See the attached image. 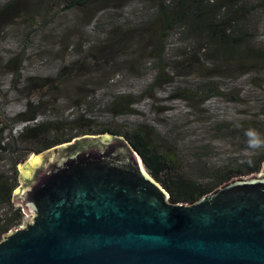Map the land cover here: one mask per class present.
<instances>
[{
    "label": "trees",
    "instance_id": "1",
    "mask_svg": "<svg viewBox=\"0 0 264 264\" xmlns=\"http://www.w3.org/2000/svg\"><path fill=\"white\" fill-rule=\"evenodd\" d=\"M262 1L57 0L62 5L57 9L61 13L82 10L99 2L100 9L92 26L101 38H96L88 46L89 50L114 46L123 62L135 54V61L144 64L140 66L145 71L143 88L134 99L126 93L110 94L109 102L102 104H106L105 116H95L93 112L100 105L86 103L94 96L92 92L85 95V101L67 106L65 116L52 109L43 114L49 105H54L48 104V99L54 94L57 81L80 72L82 66L76 60H71L69 65L67 53L60 52L59 59L53 60L54 74L49 75L51 70L43 75H24L23 57L14 59L11 55L0 54V161L3 162L0 164V240L25 217L22 208L13 202L14 190L19 185L21 160L80 135L114 133L127 138L141 157L145 170L162 184L169 192L170 201L175 203H193L232 177L258 172L264 162V148L252 150L246 142H241L237 148L230 143L231 152L238 153L230 152L226 158L220 157L219 149L212 144L214 138L236 143L234 138L238 139V135L248 129H255L264 136V120L257 116L242 118L240 123L215 119L209 126V121L198 125L197 119L190 123L186 118L161 119L163 130L153 127L154 121L131 123L121 118L139 116L138 103L153 102L158 91L176 89L173 86L177 74L171 66L172 58L166 57L167 49L172 47L171 37L175 39L174 44L184 46L186 64L194 65L196 77L187 86L193 91L184 90L183 94L172 96V99L188 103L190 116L198 115L197 111H201L205 102L226 98L221 92L228 78L222 74L224 71L245 68L252 75L253 72L261 75L264 72V42L259 37L264 36V32L259 31L256 15L264 6ZM50 2L52 0H0V51L10 52L2 49L8 42L5 28L9 23L6 20L19 14L24 18L20 24L34 27L40 21L46 25V15L52 8V5L47 6ZM129 7H134V11L130 12ZM89 50L86 55L93 57V62L80 76L87 80L102 67ZM141 52H144L142 58L139 57ZM102 62L107 64L109 60L105 58ZM50 63L53 65L52 60ZM126 66L134 67L133 64ZM250 80L251 84H256L255 78ZM32 87H35V94L21 97L16 108L6 110L14 100L6 98L8 91L23 88L28 92ZM155 130L157 138L152 134ZM244 139L246 141L247 137Z\"/></svg>",
    "mask_w": 264,
    "mask_h": 264
},
{
    "label": "water",
    "instance_id": "2",
    "mask_svg": "<svg viewBox=\"0 0 264 264\" xmlns=\"http://www.w3.org/2000/svg\"><path fill=\"white\" fill-rule=\"evenodd\" d=\"M32 154L13 193L25 217L2 236L0 264H264V162L186 204L119 134Z\"/></svg>",
    "mask_w": 264,
    "mask_h": 264
},
{
    "label": "rangeland",
    "instance_id": "3",
    "mask_svg": "<svg viewBox=\"0 0 264 264\" xmlns=\"http://www.w3.org/2000/svg\"><path fill=\"white\" fill-rule=\"evenodd\" d=\"M263 2H261V5ZM50 5H52V8L46 15V25L40 21L34 27H28L27 23L20 24L24 21V18L19 17V14L13 15L11 19L6 20L5 22L9 23V27L5 28L8 42L2 45V49L6 48L10 52L0 51V54L4 57L7 55H11L14 59L18 56L23 57L25 62L22 64V74L24 75L35 76L36 74L50 73L55 65L53 60L59 59L60 52L67 53L66 62L69 65L71 60H76L75 62L82 66L80 72L69 74V78L57 81L54 94L48 99L50 100L48 104L54 103V105H49L42 113H47V111L52 109L57 110L58 113H63L65 116L67 106L85 101V95L91 92L94 93V96L90 99L88 98L86 103L100 105L96 112L95 109L93 110L95 116L99 114L101 116L106 115L104 109L106 104H102L109 102V96L112 93L121 92L132 95V99L137 98L133 96H137L141 88H143L142 79H145V71L140 69V66L142 67L144 64L142 65L135 61V54L123 62L118 54L115 53L117 48L114 46H104L94 51L88 48L96 38H101L98 32L93 30L92 26L100 9L99 2L91 4L82 10L74 9L62 13L57 10L59 6H62L57 3V0H52L47 6ZM129 11L133 12L134 7H129ZM256 17L259 19V31L264 32L263 5L259 8ZM259 39L264 42V36L259 37ZM174 41L175 39H172V37L169 39L172 47L167 49L166 57L172 58L171 66H173L174 72L177 74L173 88H176L175 90H178V92L173 91V89L158 91L154 95L153 102L143 100L136 105L139 116L121 118V121H129L131 123L154 121L153 127L163 130L164 127L160 123L161 119L184 120L186 118L189 123L197 119L198 125L209 121L208 126L215 119H227L234 123H240L239 121L243 120L242 118L257 116V118L264 120V92L262 91V88H264V72L261 75L253 72L254 75H252V73L246 72L245 68L244 70L243 68L236 70L231 68L224 71V73L221 72L228 77L225 78L224 89L221 91L226 98L205 102L203 107L200 108L202 112L199 111V113L197 111L198 115L190 116L191 111L188 103L172 99V96L174 97L179 92L183 94L184 90L185 92L193 91L187 86L192 84V80H195L194 65L192 63L190 65L186 64L184 46L176 45ZM115 44L119 46L118 42H115ZM67 48L68 50H66ZM87 50L94 54L97 59L96 63L102 65L89 80L80 77L81 74L87 72L89 63L93 62V57L86 55ZM143 56L144 52L139 53L140 58ZM105 58L109 60L107 64L102 62ZM51 60L53 65L50 63ZM126 64H133L134 67L126 66ZM55 70L49 75L54 74ZM250 74L252 77H250ZM109 77L111 78L107 82ZM251 78H255L254 83L261 87L251 84ZM105 84L106 87H104ZM3 88L5 89L6 87ZM33 88L35 87L30 88L28 92L24 91L23 88L18 91H8L9 94L6 98L14 100H12L13 102L10 105L6 106V110L10 111L16 108V102L21 97L35 94L36 91ZM190 102L195 104L192 101ZM245 133L238 135V139L234 138L236 143L214 138L212 139V144L214 148L219 149L220 157L227 158L231 152L230 143L237 148H239L238 145L241 142L247 143V139L246 141L244 139L246 137ZM152 134L154 138H157V130ZM205 134L208 135L209 132H205ZM231 153L235 155L238 152L232 150ZM32 157H34L33 154L30 155V158ZM26 162L23 165L19 163V173H21L20 169ZM0 164H3V162L0 161Z\"/></svg>",
    "mask_w": 264,
    "mask_h": 264
},
{
    "label": "clouds",
    "instance_id": "4",
    "mask_svg": "<svg viewBox=\"0 0 264 264\" xmlns=\"http://www.w3.org/2000/svg\"><path fill=\"white\" fill-rule=\"evenodd\" d=\"M249 149L264 148V136H261L255 129H248L245 133Z\"/></svg>",
    "mask_w": 264,
    "mask_h": 264
}]
</instances>
